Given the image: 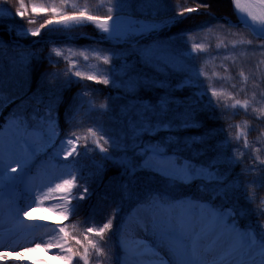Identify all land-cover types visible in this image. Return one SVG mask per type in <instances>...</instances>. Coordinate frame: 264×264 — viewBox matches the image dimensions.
I'll use <instances>...</instances> for the list:
<instances>
[{
	"label": "snow or ice",
	"instance_id": "6c2138e0",
	"mask_svg": "<svg viewBox=\"0 0 264 264\" xmlns=\"http://www.w3.org/2000/svg\"><path fill=\"white\" fill-rule=\"evenodd\" d=\"M105 0H98V6H103ZM234 10L237 14L239 24H232L228 22L230 28H244L252 32L256 39L264 40V0H232ZM136 4L140 8L150 6L153 13L163 6L164 0H114L107 7L106 15L94 14L90 10L88 0H83L81 5L79 0H52L51 4H38L33 0L31 6L25 0H18V7L15 9L14 17H19L24 20L27 18L28 24H35L34 16L40 14L47 15L43 23L38 28L27 29L22 28L15 30L10 27V30L15 31L18 37H39L41 30L47 28L49 25L53 27L50 33L55 35L57 33L64 34L68 40L76 39L68 35L72 29L80 28L86 24H92L101 35L96 41L92 37H80L83 39H92L94 42L101 43L105 41H134L138 36L144 33L152 32L159 28L161 24L167 26L170 23H178L179 18L183 17L185 12L191 13L198 11L194 8H185L173 15L167 20L157 21L155 19L150 23H144L138 20H133L131 17L132 6ZM207 7V5H202ZM115 13V14H114ZM4 18V9L0 8V21ZM211 30V26H208ZM202 30V29H198ZM230 35L238 36L239 33H229ZM185 43L188 42V34L185 33ZM251 45L252 40L241 38L231 42L233 49L238 45ZM3 42L0 41V57L3 52ZM19 47V45H17ZM216 49H227L229 45L222 39L216 44ZM264 49V44L260 45ZM52 51L55 56H64V53L58 47H53ZM70 55H77L68 50ZM91 51L95 54L94 59L102 60L103 64L111 65L105 69L107 75L104 78H99L96 75H85L79 70L73 71L76 68L75 64H69L71 67L63 73L67 76L71 74L77 79H69L59 83L56 88L48 90L47 102L40 95L34 94L31 98L37 105L33 109L30 116H26L24 112H14L10 114L6 125H0V193L3 192L6 184L14 186L17 181L26 184V190L30 193L31 205L26 208H19L15 199H11L8 203V213L10 218L16 220L21 225L23 220H32L33 223L27 225L29 228H41L44 224L37 222L29 216V212L33 208H39L41 211H47L43 207L46 200L62 201V210L58 211V215L63 220H68L71 215L78 211L79 205H74L73 200H84L88 193V188L83 187L77 194H73V189L79 188L77 184V177L75 172L70 171L68 178H63L57 183H48L45 185L34 186L29 179L30 161L37 155L39 151L52 149V159L59 161L63 159L68 161L74 156L87 155L90 149L88 148V139L91 137V142L99 148L101 153H105L104 159L111 160L114 164L121 167V175L127 177V183L121 185L126 191L130 190L137 181V172L149 171L158 174L167 184L171 186L190 185L194 181H200L199 188L201 191H209L212 194V199L219 197L221 200H228L236 192L243 191L245 201L249 204L253 203L254 197L248 195V189L253 186L264 187V177H260L256 181L244 182L239 179L248 173L257 172L255 167L245 168L236 177L231 178V169L240 162L236 156L238 149L232 150V155L227 154L225 145L231 144V140L227 137L215 145L209 144L215 134V130H210L208 133L198 137L177 138L174 133L186 130L191 127H199L200 121L196 119L199 111H207L210 109H219L221 97L225 95L223 91H218L210 83L201 85L200 78L209 79L208 74L203 67L197 68L192 61L199 58L200 53H208L211 51V45L205 43H191L186 53H181L179 56L173 51V54L168 57L169 63L166 61L164 67L172 71H178L184 74V77L177 87L186 86L196 89L192 93L193 99L184 107L183 111L176 108V100L171 97L167 89L165 94L159 97L155 102L140 100L135 104L125 103L122 106L121 114L127 124V131L122 134H113L105 139V129L101 125L90 127L84 135H78L76 131H72L70 135L59 141L57 147V139L60 136L59 129V113L58 106L63 102V92L73 83H79L81 79L109 85L114 89H121L123 95L133 96L135 92L140 89H148L152 87L163 88L165 81L153 80L150 77H138L131 70L127 69V60L121 64L119 58L114 51L108 55H101V50L92 48ZM78 55L83 57L84 61L90 59L88 51H82ZM224 55L225 59H232L231 54H222L217 51V56ZM38 59L35 52L29 54L28 57H22V61L29 59ZM185 58H190L188 62H184ZM67 59V57H66ZM113 59L117 60L113 64ZM143 59L146 64H151L154 57L149 54L148 50H144ZM50 65L58 63L48 58ZM160 63L159 60L156 61ZM207 63V61H205ZM227 72L225 65H220ZM27 65L25 64V68ZM119 71H124V78L118 75ZM44 77L51 76L53 79L59 77V73H44ZM109 76L111 79H109ZM216 79L226 80L230 77L220 76L219 73H213ZM240 76L247 82L248 77L244 75L243 71ZM235 87V85H232ZM85 91L77 93L72 97L71 102L65 109L64 119L65 123L71 124L75 121L76 116L80 113L84 104L87 103L88 111L94 110L95 102L92 100H84L89 93L87 86ZM207 103H204V97L208 95ZM229 98L234 100V103H225V108L240 107L245 112L250 107L248 100H238L228 94ZM213 98L216 103H213ZM255 99V96H253ZM9 103L12 98H9ZM40 105H43L41 109ZM5 106L4 98V79L3 69L0 67V109ZM20 107V106H18ZM100 108L104 112H108L109 105L107 103L101 104ZM258 116H264V110L253 108ZM239 129V126H237ZM5 131H8L7 137ZM223 131V130H222ZM158 133H166L160 140L151 141L145 140V137L156 136ZM244 140V148L249 147V142L246 138V133L238 130L235 139L239 141ZM85 143L81 145L80 141ZM103 140V144L100 141ZM183 143L184 148L189 151H194L195 154L189 158L180 154V151L170 148L173 145ZM200 145L201 147L193 150V145ZM110 145L112 154L107 155ZM80 147L85 149L84 153L78 151ZM208 150L214 151V155L209 157L206 161H199L198 157L207 155ZM255 153L260 152V148H255ZM131 153V155H129ZM243 156L244 153L240 152ZM136 157L141 158L142 162H137ZM261 165H264V159H260L258 155L254 157ZM66 168H74L75 162L70 161L68 165H63ZM16 173V175H12ZM211 186V187H208ZM144 205L152 209L151 217L143 223V228L146 233H151L154 237L167 241L171 246V250L176 255V264H204L201 257L203 251H210L215 247H223L226 243L227 250L219 257L218 261L213 264H229L227 257L235 251H241L245 255H249L251 251H255L256 256L259 257L257 262L255 257H251L247 261H239L238 264H264V222L258 221L260 231L257 233L253 225L249 224L244 229L239 226L238 220L248 215L247 209L233 210L228 209L222 211L220 207H214L211 203H204L199 199L192 197H173L169 192H150L145 198ZM4 206L2 195H0V209ZM57 211L55 208L50 209ZM256 212L257 216H264V208ZM115 215V214H114ZM113 215V218H114ZM49 220L54 228L50 229L52 237L49 241L44 242L45 252L58 248L61 254L55 256L66 264H73V260L79 257L83 264H89V258L93 252L98 256H104L103 249L99 243L91 237H99L101 240L105 234L112 230V219L98 226H87L83 234V239L78 238L69 232L65 225L56 224L54 220ZM3 221L0 219V229H2ZM73 225V229H75ZM119 231V229L117 230ZM2 235V232H0ZM225 238H227L225 240ZM73 242L76 248L73 247ZM143 244L144 255L157 256L160 254L152 244L147 241H140ZM41 249V242H37L35 246L25 247L23 250H16L15 255L19 261H23L28 253L37 252ZM79 249H83L81 252ZM11 258L8 251L0 252V261H7ZM162 264H166L163 258L160 257ZM29 264H38L37 261L32 260ZM46 264V262H43ZM144 264H152V261H145Z\"/></svg>",
	"mask_w": 264,
	"mask_h": 264
},
{
	"label": "trees",
	"instance_id": "16d2710c",
	"mask_svg": "<svg viewBox=\"0 0 264 264\" xmlns=\"http://www.w3.org/2000/svg\"><path fill=\"white\" fill-rule=\"evenodd\" d=\"M173 1L177 6L181 7L180 11L185 8H194L202 11H209L218 17L226 15L236 19L232 9L231 0ZM25 2L30 7L33 0H25ZM35 2L38 4H51L52 0H35ZM202 5H207V7ZM17 7L18 0H0V8L4 9V18L0 21V28L5 30L0 32V41H2L4 45L2 49L3 55L0 57V61L6 62L8 66L12 64V56H17L19 53H22L24 49L17 47L14 43H11L6 29L11 27L12 29L20 30L21 26L22 28L34 29L38 28L41 23L50 18L45 14H40L33 17L36 20L35 24H28L27 18L22 20L19 17H14V12ZM220 24L226 25L224 21L215 19L206 13H202L201 15L193 14L183 20H180L178 23H175L169 31L164 33L159 38L167 39L166 41H172L178 37L184 36L185 33L188 35L200 32L202 33L209 29L208 26L213 27ZM43 34L44 31L42 29L41 35ZM17 38L24 42H28L32 36H17ZM151 42L152 44L154 43V41H149L148 43ZM51 51L52 46L46 43L34 45L29 49L28 56L30 53L35 52L38 59L30 58V64L29 66L27 65L26 68L24 65H15V67L10 69V72L4 78L5 106L0 109V125L5 122V118L10 112H27L33 107L35 108L37 105L31 99L34 94L42 96L45 102H47L48 90L50 88H56V86L62 81L69 80L63 75L62 66L65 65L64 63H59L60 61H57L58 63L54 66L49 64L48 58L51 55ZM51 59L55 60L52 55ZM44 73H59L60 75L57 79H53L51 76L45 78L43 75ZM84 86H87L89 93L86 97H84V100L94 101V110L89 112L88 105L85 103L80 113L76 116L75 121L71 124L65 123V109L71 102L73 96L79 92L85 91ZM63 97V102L58 106V113L60 119V129L64 135L68 136L72 131H76L78 135H84L87 133L88 128H94L97 125H101L105 129V139L113 134L124 133L122 129L116 126V123L114 122L113 117L111 118L109 111L104 112V110L100 108L101 104L107 103L109 105V109L111 110L118 104V102L115 104L116 99L104 85H89L88 83H82L81 81L79 83H73L70 87L64 90ZM142 97L151 101L154 100L156 94L154 90L149 89L143 93ZM9 98H12L11 103L8 102ZM40 107L43 108V105H40ZM7 109H9L10 112ZM30 114V112L27 113V115ZM229 116L230 113L225 114L223 111H201L196 115V119L201 122L199 127H191L186 130L176 132L174 133V136L180 138L183 136H201L204 131L219 129L217 127L224 124ZM145 140H160V134L156 137L152 136L145 138ZM100 142L103 143V140ZM80 143L83 145L85 141L81 140ZM87 143L88 148L90 149L87 155L75 156L73 158V161L75 162L74 171L77 177V184L79 185V188L73 189V194H77L83 187L88 188V193L86 194V198L84 200L72 201L74 205L78 204L79 207L78 211L71 215V222L69 221L63 223V225L68 227L69 232L75 231V229H73V225L77 227L80 223H84L85 225H91L93 223L95 224L94 226H98L106 222L108 219H112V230L105 234L103 240L98 237V241L104 242V245L115 241L116 227L120 223V214L122 213V208H124V202L128 200H136L137 198L145 199L150 192L166 191L176 198L183 197L184 195H192L197 199L213 200L211 192L200 190L199 185L201 182L199 181H194L190 185H177L173 187L167 184L160 176L151 174L147 171L137 172V181L135 185L132 186L130 190L126 191L121 187L122 184L128 182L127 177L121 175V167L114 164L111 160L104 159V154L101 153L99 148L91 142V137H89ZM105 147H108L109 152H111L112 149L110 145H105ZM79 152L84 153L85 149L80 147ZM135 159L137 162H140L139 157H136ZM242 178L244 179V182H247L244 175ZM252 188L253 187H250L248 189V195H251L253 192L261 193L264 191L263 187ZM244 195L245 194L242 190L238 191L231 198L226 200V202H230V205L238 210L247 209L248 215L243 218V222L252 223L256 218L252 214L253 208L245 201ZM220 200L221 199L217 197L213 201L217 202ZM49 202L51 208H55L57 211L62 209V201L51 200ZM222 202L223 200H221L219 204ZM125 239V237H121V240L125 241ZM75 246L76 245L73 242V247L75 248ZM120 255L122 257L127 256L124 253H120ZM59 264H66V262L59 261ZM73 264L80 263L74 259Z\"/></svg>",
	"mask_w": 264,
	"mask_h": 264
},
{
	"label": "rangeland",
	"instance_id": "374dc122",
	"mask_svg": "<svg viewBox=\"0 0 264 264\" xmlns=\"http://www.w3.org/2000/svg\"><path fill=\"white\" fill-rule=\"evenodd\" d=\"M80 4H83V0H79ZM89 5H90V10L95 14V11H97L99 8L102 10H107V7L109 6L110 3H114V0H105L104 5L98 6V0H88ZM224 5V4H223ZM92 9H96L95 11ZM173 8L170 4L169 0H164V4L162 7L159 8L158 11L153 13L152 8L150 6H144L143 8H140L138 5L134 4L131 9V17L133 20H138L144 23H150L152 22L153 19L159 21L164 19V16L162 18L157 17L158 14H164L166 12H172ZM84 26H92V24H86ZM82 26V27H84ZM52 25H49L48 28H52ZM82 27L76 29H72L71 32L68 33V35L77 37L78 38V30L81 29ZM160 32V30L157 28L156 30L150 32V33H157ZM229 33H235L231 30H226L224 27H218L216 26L215 28L211 29L208 33L204 35H197L195 37H192L188 39V42L185 43V39H180L176 42V44H184L186 45L185 48H176L173 49L170 46H165L163 48H160L162 59H165L163 61H160V66L164 67V63L168 61V57L173 54V51L177 54L180 51L181 53H186V50L190 47L191 43H205V44H210L211 45V51L208 53H200L199 58L195 59L192 61L195 67L200 68L203 67L204 71L208 74L209 79L205 80V78L201 77L200 82L201 85H205L210 83L213 87H215L218 91H223L225 93L224 96L221 97V102L219 105L223 106L225 108V103L227 104H232L234 103V100L229 98L228 94H231V96L235 97V99L244 101L248 100L250 103V107L247 111H250L254 116H258L257 112L253 111V108L264 110V49L260 48V45L264 44L261 42H255L252 39H250V35L242 33L241 36H234L230 35ZM158 34V33H157ZM56 35L58 36H65L64 34L57 33ZM78 35V36H76ZM86 35V34H84ZM83 34L79 37L84 36ZM106 35V34H104ZM88 36V35H86ZM76 38V39H77ZM241 38L244 39H249L252 40L251 45H238L237 48L233 49L231 47V42L234 40H239ZM34 42H38V38H34ZM76 39H73V41H76ZM223 40L225 43L229 45L227 49L225 48H220L219 50L216 49V44L220 41ZM42 40V39H41ZM109 43H117V41H108ZM122 43H125V41H120ZM177 45V47H180ZM84 50H76L75 53H77V59L80 60V63H83L84 69L88 68L89 64L91 63H97L101 64L102 60H96L92 57H94V53L90 50L88 51L90 59L88 61H84L83 57L78 55V53L82 52ZM217 51H219L222 54H231L232 59H225L224 55L218 56L216 59H213V57L217 56ZM130 57L128 59H122L120 61L121 64L125 60H127V69L131 70L133 73H135L138 77H150L153 80L160 81V77L163 75H160L156 73V71H152L150 68L146 66L144 63L142 66L138 64V62L143 61L142 58L139 56H142L139 54L138 51L131 50L130 51ZM153 56L155 59L160 58L159 56ZM188 60L190 58H187ZM154 60V59H153ZM207 61V63H205ZM170 62V61H168ZM113 64H116L115 62H112ZM223 64L227 67L228 71L226 72L224 68H222L220 65ZM111 67V65H101L102 70L105 72V69H108ZM165 68V67H164ZM168 70V72L165 75V79L168 81L169 84L171 85V88L173 89L174 92L180 93L178 98L176 95H172L171 97H174L176 100V108H178L180 111L184 110V107L187 106L188 103L191 102L193 99L192 93L195 91H199L200 89L192 88V87H186V86H181L177 87V84L185 78L183 73L181 75H178L175 71H172L171 69L165 68ZM243 71L244 75L248 77L247 82L243 80V77L240 76V72ZM106 73V72H105ZM213 73H219L220 76L224 77H230L229 79L226 80H220L216 79L213 76ZM118 75L121 78H124V71H119ZM171 79V81H170ZM254 81V82H253ZM176 83V84H175ZM232 85H235L233 87ZM139 90V89H138ZM137 90V91H138ZM210 95V92L208 95L204 97V103H207L208 96ZM253 96H255V99H253ZM130 101H132V104L137 103L140 101V99H137V96H134L132 98H129ZM146 101V100H145ZM213 103H216V99L213 98ZM226 109H233V108H226ZM240 107H236L235 110L239 111ZM243 110V109H242ZM245 111V110H244ZM259 118H264V116H258ZM123 124L124 127L127 128V124L125 123V120L123 118ZM239 126V129L238 127ZM236 128L235 133L230 134L229 139L231 140V144L225 145V148L227 150L228 155H232V150L233 149H238L239 151L236 152L237 158L240 160L243 159V157L246 156L245 151H249L250 148H254L255 145H257L255 142H251L249 140V132L252 129V126L249 125L248 122L246 121H240L239 123H236L234 125ZM238 130H242L246 133V138L249 142V147L246 149L244 148V140L241 138L239 141L235 139L236 135L238 134ZM8 131H5V136L7 137ZM167 135V134H165ZM163 135V136H165ZM60 136L57 139V147L59 146V141H60ZM179 150L183 151L182 153L188 151L184 148L183 143H180L179 145H173L170 148V151L173 150ZM48 151H51V157H52V149H46ZM240 152H243L244 155L241 156ZM46 153V151L42 150L35 155L31 161H30V173H29V179L31 180V183L34 186H39V185H45L48 184V181L46 179V171L44 169H38L37 171L34 170V159L36 157H39L40 155ZM191 155H194V151H190ZM182 154V155H183ZM131 155V153H129ZM72 158V157H71ZM69 158V159H71ZM207 159H204L202 161H206ZM53 165H68V163L65 162L62 158L57 160H53ZM63 165L61 167H63ZM41 167V166H40ZM42 166V168H44ZM68 173L72 171L70 168L63 167ZM153 173V172H152ZM12 175H16V173H12ZM20 187V189L23 192H26L30 194L26 190V184L24 182L17 181L14 186H9L8 184L5 185L4 190L0 195L3 197L4 201V206L2 209H0V219L5 217L6 215H9L8 213V203L11 199H15V203L17 205V188ZM32 201L28 204L27 207L31 205ZM204 203H209V202H204ZM132 205V206H131ZM129 207L126 208V217H125V222L127 223L126 226V232L130 234L133 238V244L131 245H122L121 248H123L124 251L132 252L135 254L133 257H131L129 260L124 261L122 264H144L145 261H152V264H162L160 257L163 258V261L166 262V264H176V255L175 253L171 250V246L167 241L160 240L156 237H154L151 233H146L143 228V223L146 222L152 215V209L145 206L144 203H134L131 204ZM18 206V205H17ZM21 208L20 206H18ZM44 207V205H43ZM45 208V207H44ZM261 208H264V199L260 200L259 202V207L258 209L260 210ZM23 209V208H21ZM38 211V216H34L33 214H29L31 218L36 220L37 222H41L44 224V227L41 228H29L26 227L27 225L33 223L32 220H23V224L19 225L18 228L20 229L22 235L15 237V241H17L19 238L22 239L21 244L17 247L16 250H23L25 247L30 246L32 240H34V243L32 246H35L37 242H40L41 238L46 235V237H52V232L50 229L54 228L55 225H50L47 223L45 218L42 216L46 217V211H41L39 208H35ZM222 211H227L222 210ZM59 219H62L60 216H58ZM244 229V228H241ZM227 238H225L226 240ZM140 241H147L149 244H152L153 247L157 249L159 252L160 256H148L144 255V247L143 244L139 243ZM128 246H131V248H128ZM15 250V251H16ZM83 250V249H82ZM226 250L225 244L223 247H215L214 249L210 251H203L201 253V257L204 261V264H213L214 261H218L219 257L224 253ZM213 253L211 256H209L208 253ZM34 253V252H33ZM37 252H35L36 254ZM47 253L44 250V247H42V252L38 254V256L35 259H31L32 253H28L26 258L23 261H19L16 255H13V257L16 259V264H29L30 261L35 260L38 262V264H43V262H46V264H53V258H54V253L52 251L49 252V257L48 260H44L43 255ZM53 253V254H52ZM236 257V258H234ZM233 258H231L228 262L229 264H238L239 261H247L251 257H255L256 261H259V257L256 256L255 251H251L249 255H245L241 251H237L236 255ZM90 259L89 258V264H90Z\"/></svg>",
	"mask_w": 264,
	"mask_h": 264
},
{
	"label": "bare ground",
	"instance_id": "6f19581e",
	"mask_svg": "<svg viewBox=\"0 0 264 264\" xmlns=\"http://www.w3.org/2000/svg\"><path fill=\"white\" fill-rule=\"evenodd\" d=\"M31 213L35 216L38 215V211L34 208L31 210ZM2 229H0V232H2V235H0V252L8 251L10 255L14 252L16 247L18 246L19 242H15L14 238L19 235L18 225L19 222L16 220L10 218V216H6L3 220ZM226 250L228 245L225 243ZM237 251L233 252L231 255L227 257V260L229 261L231 258H233L236 255ZM209 256L213 253H208ZM236 258V257H234ZM15 259L11 255V258L5 261H0V264H14Z\"/></svg>",
	"mask_w": 264,
	"mask_h": 264
}]
</instances>
